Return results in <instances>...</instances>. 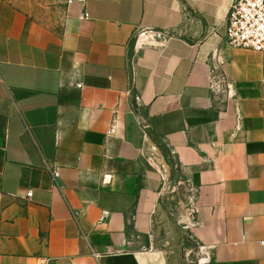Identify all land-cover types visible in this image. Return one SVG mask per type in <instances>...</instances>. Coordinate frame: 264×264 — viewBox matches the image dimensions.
<instances>
[{"label":"crops","instance_id":"1","mask_svg":"<svg viewBox=\"0 0 264 264\" xmlns=\"http://www.w3.org/2000/svg\"><path fill=\"white\" fill-rule=\"evenodd\" d=\"M232 2L76 0L56 33L0 0V262L171 264L148 135L207 264H264L262 55L227 42Z\"/></svg>","mask_w":264,"mask_h":264},{"label":"rangeland","instance_id":"2","mask_svg":"<svg viewBox=\"0 0 264 264\" xmlns=\"http://www.w3.org/2000/svg\"><path fill=\"white\" fill-rule=\"evenodd\" d=\"M7 2L36 22L50 30L60 33L68 14L69 0H1ZM163 169L164 184L162 198L155 215V241L158 248L167 250L171 264H198L196 253L186 252L196 244L188 236L190 229H183L178 222L184 211L190 208L191 189L185 183L182 171L175 167L168 154L160 162ZM150 239L149 245L153 242ZM154 244V245H155ZM178 252V253H177Z\"/></svg>","mask_w":264,"mask_h":264},{"label":"built area","instance_id":"3","mask_svg":"<svg viewBox=\"0 0 264 264\" xmlns=\"http://www.w3.org/2000/svg\"><path fill=\"white\" fill-rule=\"evenodd\" d=\"M73 1L76 0H69L70 3H72ZM77 1L82 2L84 0ZM226 22V40L229 44L251 49L259 52L262 55V82L264 83V0H233L226 17ZM144 137L145 151L155 157L157 163L160 166L161 172L163 173V169L160 165L161 158L163 157L162 151L160 150L159 146H157L151 140V138L148 137V135H145ZM170 155L175 167L180 169L181 162L180 159L177 158L176 153L172 151ZM54 175L57 176L58 172L54 171ZM109 179L110 175H105L104 180ZM28 195L31 196L32 192L30 191ZM189 204L190 208L184 211L182 219L178 223L183 229L191 230L195 226L197 221V202L193 195L191 196ZM188 236L191 240L192 235L190 231L188 232ZM150 239L152 241L153 239L155 240V224L153 226V231L150 234ZM154 242L155 241H153L152 244L149 245L150 248H158V245H156ZM144 249H146L145 246ZM184 249L188 250L186 252L188 255H190V253H196L200 264H207L211 259V252L205 245L196 244V247H194L193 249H188L187 247ZM167 253L172 254V252L168 251ZM53 261V258H51L50 256H41L37 261L31 263L8 261L0 262V264H53ZM69 264L77 263L70 262Z\"/></svg>","mask_w":264,"mask_h":264}]
</instances>
